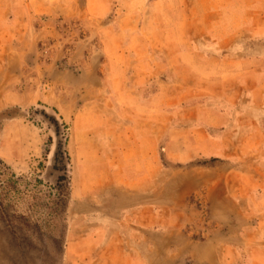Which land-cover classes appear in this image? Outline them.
Returning <instances> with one entry per match:
<instances>
[{
    "label": "rangeland",
    "instance_id": "374dc122",
    "mask_svg": "<svg viewBox=\"0 0 264 264\" xmlns=\"http://www.w3.org/2000/svg\"><path fill=\"white\" fill-rule=\"evenodd\" d=\"M47 1L0 0V166L42 222L11 207L0 264H264V0Z\"/></svg>",
    "mask_w": 264,
    "mask_h": 264
},
{
    "label": "trees",
    "instance_id": "16d2710c",
    "mask_svg": "<svg viewBox=\"0 0 264 264\" xmlns=\"http://www.w3.org/2000/svg\"><path fill=\"white\" fill-rule=\"evenodd\" d=\"M52 125L54 126L57 134L63 133V124L60 123L59 119L56 116H51ZM60 152H56L53 160V165L51 169L57 170L60 174L57 177L56 183L59 184L60 188V201L63 204L64 211L67 208L68 202V188H69V174L67 171V163L69 156L65 149H63L62 141L60 140ZM16 174H14L10 167L3 163V166H0V219L3 220L5 218V214L9 213L11 207L13 208V214L16 215L19 219L25 222V226L29 227V222H33V225L30 227L31 229L38 231L42 229V222L39 218H35L31 216L28 218L27 210L31 211V207L28 202L29 192L27 190H21L17 188L16 182L17 180L14 178ZM26 204L27 209L21 205ZM48 208V203L42 204ZM21 208L25 210H21ZM56 210L55 212H57ZM23 222V223H24Z\"/></svg>",
    "mask_w": 264,
    "mask_h": 264
},
{
    "label": "crops",
    "instance_id": "0c3cea01",
    "mask_svg": "<svg viewBox=\"0 0 264 264\" xmlns=\"http://www.w3.org/2000/svg\"><path fill=\"white\" fill-rule=\"evenodd\" d=\"M44 1V0H43ZM59 0H48L45 4H42V6L44 7L42 11H48V12H54L57 10V5H59L60 3L58 2ZM101 2V0H100ZM66 8H69L70 3H66L65 4ZM242 60L246 63L248 59H243ZM244 63V64H245ZM260 68L256 67L255 69H253V71H258ZM249 73V68H244V70L241 72V74L243 76L248 75ZM264 87V81L260 82V87ZM226 153V152H225ZM143 158H139V162L140 165L137 166V171L141 172V173H150L151 172V166L153 165V157L150 155L149 152H147L144 156H142ZM148 169V170H147ZM141 181H138L141 187L140 189H142V191H144V204L142 206V211H140L139 216H141V213L144 212V222L145 223H150L152 222V197H151V193H150V186L147 185V182H145L146 178L145 176L140 178ZM146 194V195H145ZM147 194H148V200H147ZM111 219V218H110ZM101 235V233H100ZM101 243V239H100V251H104L107 253H121V248L119 246H114V244L112 243V241L107 242V243ZM207 245V243L205 244V246ZM102 248V249H101ZM101 262V260H100ZM115 262V260H114ZM101 264V263H100ZM115 264H122L121 261H116Z\"/></svg>",
    "mask_w": 264,
    "mask_h": 264
}]
</instances>
